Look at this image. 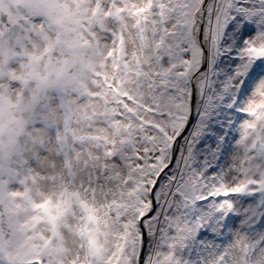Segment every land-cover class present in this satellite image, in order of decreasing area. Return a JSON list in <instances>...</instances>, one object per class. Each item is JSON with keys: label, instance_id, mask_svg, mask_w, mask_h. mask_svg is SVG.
<instances>
[{"label": "snow or ice", "instance_id": "1", "mask_svg": "<svg viewBox=\"0 0 264 264\" xmlns=\"http://www.w3.org/2000/svg\"><path fill=\"white\" fill-rule=\"evenodd\" d=\"M0 264H264V0H0Z\"/></svg>", "mask_w": 264, "mask_h": 264}]
</instances>
